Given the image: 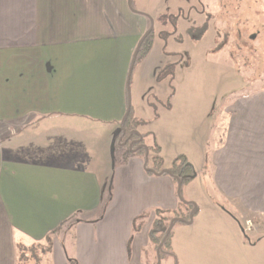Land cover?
Here are the masks:
<instances>
[{
    "label": "crops",
    "instance_id": "crops-1",
    "mask_svg": "<svg viewBox=\"0 0 264 264\" xmlns=\"http://www.w3.org/2000/svg\"><path fill=\"white\" fill-rule=\"evenodd\" d=\"M145 16L128 0H0V264H17L18 246L25 254L42 246L52 264H69L66 253L76 264L154 262L146 260L154 257L153 211L183 206L170 177L146 174L142 153L115 162L112 143L128 109L143 123L135 131L146 147L180 150L163 170L179 155L193 168L184 201L203 197L192 223L173 227L164 264H264V222L246 232L250 220L227 212L239 230L219 224L214 218L226 211L212 203L217 193L239 213L264 219V91L224 103L213 153L210 98L178 99L179 114L202 115L191 125L206 129L191 146L163 137L172 133L163 120L175 113V91L174 79L159 74L187 61L175 38L158 37L171 33L166 25ZM151 26L152 47L129 73ZM182 85L181 78L175 87ZM73 217L67 232L54 233Z\"/></svg>",
    "mask_w": 264,
    "mask_h": 264
},
{
    "label": "rangeland",
    "instance_id": "rangeland-1",
    "mask_svg": "<svg viewBox=\"0 0 264 264\" xmlns=\"http://www.w3.org/2000/svg\"><path fill=\"white\" fill-rule=\"evenodd\" d=\"M133 8L136 12L152 17V19L165 15L174 21L176 20V36L181 38V42H178L179 46L176 49L183 59V63L187 61L186 65L180 64L172 74L174 79L172 86H174L175 91L173 99L175 113L164 118L163 121L171 126L172 133L164 132L163 137L166 138L172 134L174 138L180 140V146H191L189 144L199 136L200 130L204 133L206 129L198 130L191 125L197 124L198 120H202V115L194 116L191 114L186 117L179 114L181 112L178 99L182 96L201 97L205 100L210 98L212 101V104L210 103L212 114L209 116V118L211 117V125L209 127L210 131L212 128V138L209 137L206 147L212 146L213 153L220 144V136L217 134L216 129L219 127L221 107L224 103L231 102L235 98L234 93L239 95V92L243 91L242 88H248V91H252L264 86V0H133ZM207 15H212V18L208 21L207 33L201 41L193 43L187 31L192 27H201L206 22ZM165 29L172 31L169 24L166 25ZM239 33L240 37L238 36ZM217 34L220 36V40L217 39V42L224 47V51H222L224 53L218 56L212 53V60H210L205 53L210 48H212V52L214 51ZM228 47L235 52V57L233 52L229 53L226 51ZM203 55L206 57L199 58V56L203 57ZM209 61H212V67ZM237 67L240 68L241 73L237 72ZM243 76H248V78L253 80L250 82L246 81L244 83L246 87H242ZM181 78L183 85L176 89L175 85ZM168 106L172 107V103L169 102ZM201 126H207V124H201ZM120 130L118 129V135ZM121 149L119 143H117V147L114 149L116 163L121 154H124V150ZM174 152H180L176 145H164L163 155L161 152L159 154L162 157L163 165L168 162V156ZM148 154L149 166L152 167L150 158H152L154 153L148 151ZM112 164H114V161ZM212 191H215L213 184ZM263 191L264 189H259V192ZM199 192L196 195V203L191 202L196 206L197 212L202 209L203 205V203L197 205L198 202L203 200ZM184 195L185 193L182 191L180 198L183 199ZM212 197V203L226 211V214L221 217L214 218L215 222L219 224L226 223L229 226L230 223L234 224L235 220L230 221L231 217L239 220L248 218L253 225L256 224V221L257 223L260 222L258 221L260 219L264 222L263 218L249 217L239 213L220 194L212 193ZM227 212L232 215L229 216L230 219L227 216ZM235 224L239 230L236 222ZM61 237L59 238L60 241ZM246 239L247 241L253 240L251 238ZM23 258V264H52L50 257L46 254L43 255L40 248L37 247L32 250V253L25 254ZM162 258L163 260H169L170 255L164 254ZM151 259L153 261L156 260L151 253L147 254L146 260L150 262ZM163 260L161 262L160 259V264H164Z\"/></svg>",
    "mask_w": 264,
    "mask_h": 264
},
{
    "label": "trees",
    "instance_id": "trees-1",
    "mask_svg": "<svg viewBox=\"0 0 264 264\" xmlns=\"http://www.w3.org/2000/svg\"><path fill=\"white\" fill-rule=\"evenodd\" d=\"M129 3H130V8L133 9L130 1H129ZM145 17H147L149 19V21H151V19L148 16H145ZM211 17H212V15H207L206 22L201 27H192V28L188 29V31H187L188 36L193 43L199 42L204 38V35L207 33V30H208V21L210 20ZM175 21L172 20L171 18L166 17L165 15L159 16L157 18V22L159 24H161L163 26L169 24L171 29H172L170 34H167L165 32L158 34V37H160L164 42L166 40H168V38H170V37L175 38V40L177 42H181L180 41L181 38L176 36ZM154 36H155V33H154V30L152 29L151 32L149 33V35L143 40V42L139 48L134 66L147 56L148 52L150 51V49L152 47ZM217 36L218 37L216 38V46H215V49L213 52H212V50L210 51L211 54L212 53L217 54L218 52L224 51V47L221 46V43L217 42V39L220 40V36L218 34H217ZM238 36L240 37V33ZM230 48H231V46H230ZM230 48L228 47V49L226 50L229 53L233 52V50ZM233 54L235 57V55H236L235 52H233ZM180 59H182V58L180 57ZM237 69H238L237 72L241 73L240 68L237 67ZM173 71H174L173 66L165 68L163 71L160 72L159 79H164L167 77H169L171 79ZM242 78H243L242 80L244 82L253 81L250 78H248V76H243ZM242 89H243V91L239 92L240 96H250L256 92L264 91V86H262L256 90H252V91L251 90L248 91L249 90L248 88L247 89L242 88ZM244 89H246V90H244ZM235 94H237V93H234V95ZM142 124H143L142 122L136 121L132 118L130 109H128L126 111V116L124 119V128L120 130V134L116 136L115 141H114L115 142L114 148L117 147V143H118L119 139H121L120 143H125V145H123V146L119 145L120 148H122V150H124V155L126 156L124 160H126L128 158V156H130L132 154V152L128 150V146H129L130 142L134 139H137V137L135 135H132L129 138V134L131 132L137 130V128L139 126H141ZM140 136L143 138V141L141 142L143 144L144 143V137H143V135H140ZM137 146L138 145H134L133 149H135ZM147 149H148V151H151L152 153H154L152 158H150L151 163H152V167L149 166V161L145 162V172L147 175L170 177L173 184H174L176 194H177L178 183L180 184L179 193H181L182 189L184 187L188 186L194 180L196 174H195L193 168L191 167V165L188 163L186 157H184L183 155H179V156L175 157L172 160L170 166L167 168V170L169 172L165 173V172H162L163 171V163H162V158L159 155L160 154V148L157 145H153L151 147H147ZM138 152L143 154L144 150L141 149ZM148 157H149V154H148ZM108 200H110V199H108ZM182 200H184V199H182V198L180 199V204L183 206V210H175V211H171V212H166V211H163L160 209H155L153 211L154 220L152 222L151 229L149 232V239L153 245L154 259H156V260H154V262L152 264H156V262H157L156 251H157L158 246L161 243V241L165 235V232L168 229L170 223L176 218H180V219L188 221L189 220V214L193 209H194L193 216H195L197 213L196 206H194L190 202H184ZM141 219H143V217H141L138 221H140ZM75 222H76V220L74 217L72 219H69L68 221L59 225L58 228L54 231V233L59 234L60 232H63V233L67 232L70 229L71 225H73ZM177 223H183V222L179 221ZM171 238H172V231L167 236V238H166L165 242L163 243V246L159 252V257L161 260H162V257L164 254L170 253ZM40 247H42V246H39V248ZM40 251L42 254L45 253V249L43 247L40 248ZM23 257H25V253L22 252L21 246H18L17 264H23V261H24ZM66 257H67V261L69 264H76V262L73 259H71L67 256V253H66Z\"/></svg>",
    "mask_w": 264,
    "mask_h": 264
},
{
    "label": "water",
    "instance_id": "water-1",
    "mask_svg": "<svg viewBox=\"0 0 264 264\" xmlns=\"http://www.w3.org/2000/svg\"><path fill=\"white\" fill-rule=\"evenodd\" d=\"M129 1H130V0H128V5H129V7H130V3H129ZM130 9H131V8H130ZM131 10H133V9H131ZM151 30H152V26H151V27H150V28H149V29H148V30L142 35V37H141L140 40L138 41L137 46H136V48H135V51H134V53H133L132 59H131V64H130V71H129V73H131V71H132V69H133V66H134V64H135V60H136V56H137V54H138L139 48H140V46H141L143 40L149 35V33L151 32ZM125 116H126V114L124 115V118H123L122 121L120 122V129H123V128H124V119H125ZM132 135H135L136 137H138V139L135 140V141H132V142L129 144L128 149H129L132 153H135V152H137V151L143 149V150H144L145 162H147V161H148V149H147V147H146L144 144H141V142H142V137L140 136V134H139L137 131H133V132H131V133L129 134V138H130ZM118 143H119V145H122V146L125 144V143L120 144V142H118ZM137 144H138V146H137L135 149H133V146H134V145H137ZM114 145H115V142L112 143V146H113V147H114ZM162 172L168 173L169 171L166 169V170H163ZM179 189H180V184L178 183V185H177V197H178L179 199H181V198H180ZM193 212H194V209L190 212V214H189V220H188V221L177 218V219H174V220L170 223V225H169L168 229L166 230L165 235H164V237H163V239H162L161 243L159 244L158 249H157V251H156V255H157V263H156V264H160L159 252H160V250H161V248H162V246H163V243L165 242V240H166L167 236L169 235V233L172 231V229H173V227L175 226V224H176L177 222H179V221H180V222H183V223H185V224H191V223H192V220H193Z\"/></svg>",
    "mask_w": 264,
    "mask_h": 264
},
{
    "label": "built area",
    "instance_id": "built-area-1",
    "mask_svg": "<svg viewBox=\"0 0 264 264\" xmlns=\"http://www.w3.org/2000/svg\"><path fill=\"white\" fill-rule=\"evenodd\" d=\"M252 227V223L250 221H246L244 230L250 231V228Z\"/></svg>",
    "mask_w": 264,
    "mask_h": 264
},
{
    "label": "flooded vegetation",
    "instance_id": "flooded-vegetation-1",
    "mask_svg": "<svg viewBox=\"0 0 264 264\" xmlns=\"http://www.w3.org/2000/svg\"><path fill=\"white\" fill-rule=\"evenodd\" d=\"M137 139H138V137H137ZM137 139H134V140H132V141H135V140H137ZM120 140H121V139H119V142H120ZM132 141H131V142H132ZM131 142H130V143H131ZM120 144H123V143H120ZM141 144H142V143H141ZM124 145H125V144H124ZM137 145H138V144H137ZM121 146H122V145H121Z\"/></svg>",
    "mask_w": 264,
    "mask_h": 264
}]
</instances>
